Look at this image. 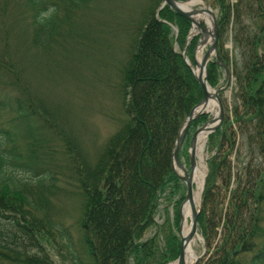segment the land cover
Segmentation results:
<instances>
[{
	"label": "trees",
	"instance_id": "1",
	"mask_svg": "<svg viewBox=\"0 0 264 264\" xmlns=\"http://www.w3.org/2000/svg\"><path fill=\"white\" fill-rule=\"evenodd\" d=\"M29 1L35 12L31 23V27H34L33 40L36 42L42 39V43L49 47L55 42V34L59 33L64 37L60 25L70 31L65 33L67 36L75 30L78 37H81L76 27V16L72 14L90 8L94 0ZM147 1H150V6L143 9L142 14L146 26L140 29L137 39L130 45L129 59L122 70L125 95L131 96L127 104L130 121L110 139L93 165L86 162L76 168V182L81 189L84 211L81 222L82 237L84 245L88 248L89 262L76 252L65 229H58L63 244L72 253L73 264H167L177 260L180 255V242L173 234L167 236L164 246L160 245L162 227L155 220V216L161 201L165 199L168 204L175 203V224L179 223V210L185 199L186 187L173 168V151L184 121L191 110L201 102L204 92L182 54L174 49L172 25L179 29L177 43L185 47L192 28L191 22L168 5L156 16V9L162 0ZM206 2L211 3L213 7L221 5L223 8V16L219 21L220 34L227 30L225 26L233 18L236 43L240 46L244 41L248 45L256 44L257 53L253 55L258 61L248 69L247 58L241 71L234 65L236 96L242 102L244 110L240 111L235 105L232 107L226 104L227 115L222 125L209 136L210 143L213 144L217 140L219 149L225 142L235 145L238 132L228 131L236 121L241 130L239 133L243 136L241 139L238 135L243 141L241 154L248 148V139H254L253 143L250 142L252 160L249 165L236 167V188L230 196L225 214L223 208L214 205L216 203L222 206L226 202L225 192L220 203L215 199L216 195L220 194L216 190L217 181L226 176L219 174L217 159L214 158L210 162L211 173L205 190V205L198 222L210 250L208 264H264V168L252 167L256 155L261 154L264 157V70L260 67L264 64V0H237L234 7L226 0ZM50 7H54L56 11L50 18L41 22V14ZM1 13L4 14V9ZM1 18L3 20L4 16ZM251 26L257 30L253 32ZM156 32L162 33L163 45H160L161 50L158 53L160 52L168 66L167 77H153L157 88L162 91L146 97L143 105L138 94V85L141 80L148 78H144L139 71L151 62L149 54L156 52L151 39ZM198 40L199 36L194 37L187 46V54L192 59ZM261 44L262 52H259ZM247 50L248 46L244 50L245 54ZM218 68L217 61L208 65L207 79L213 86L219 79ZM248 70L254 72L248 75ZM171 81L174 85H171ZM15 91L17 98L6 96L0 100V109L9 108L19 114L20 127L31 145L27 148L26 160L16 148L6 152L9 145L7 143L10 140L13 142V134L0 131V264H52L44 250L33 255L28 252L26 245L34 241L31 238L36 234L34 230H28V222L43 224L42 220H39L40 217L50 218L43 216L42 211L40 213L43 203L38 207L33 202V198L28 195L30 186L18 179L17 171L32 173L38 184L46 178L40 171L35 172L40 169L37 168L39 160L35 147L41 146L44 133L41 131L43 124L36 125L37 110L31 107L34 104L32 98L27 96L20 85ZM231 112L235 116L233 122L230 120ZM206 115L194 120L189 132L207 121ZM149 117L152 121L148 123ZM38 120L42 121L41 118ZM249 124L253 129L249 130ZM45 125L47 126V123ZM5 142L7 145L3 146ZM254 144L256 149L252 147ZM181 155L180 153V157ZM225 162L222 161L221 166ZM227 168L230 178L225 185L229 190L233 171L230 162ZM13 210L16 212L15 216L9 213ZM125 213L126 216L128 213L129 220H126ZM12 216L15 219L19 216V221H15ZM108 217L113 227L115 222L119 223V227L113 228L114 232L110 231ZM169 217H166L168 223ZM14 222H17L16 226H12ZM152 227L155 228L154 236L143 241L145 233ZM56 228L57 226L53 225V229ZM219 229L222 236L220 242H215ZM113 235L117 237L115 241H112Z\"/></svg>",
	"mask_w": 264,
	"mask_h": 264
},
{
	"label": "rangeland",
	"instance_id": "2",
	"mask_svg": "<svg viewBox=\"0 0 264 264\" xmlns=\"http://www.w3.org/2000/svg\"><path fill=\"white\" fill-rule=\"evenodd\" d=\"M226 2L234 7L237 0H226ZM162 4L163 0L156 9V16ZM208 4L214 11L219 26L220 18L224 12L223 8L221 5L213 7L211 3ZM149 6L150 1L147 0H94L90 8L72 14L76 16L78 24L76 27L81 37H78L75 30L67 36L70 31L68 32L64 25H60L59 28L64 37H61L62 35L60 36L59 33L55 34V42L47 47L46 43H42L44 40L36 41L37 43L33 40L32 28L34 30V27L33 25L31 27V23L35 12L30 1L0 0V64H2L0 65V100L6 96L16 99L15 89L20 85L27 96L32 98L34 104L31 107L35 111L37 110L36 125L42 126L43 124L41 131L44 133L41 146L35 147L37 149L36 157L39 160L37 168H40L38 171L36 169L35 172L40 171L41 174H45L46 178L38 184L32 173L17 171L18 179L23 184L30 186L28 195L33 198V202L38 207L43 203L40 207V213L42 211L43 216L47 215L50 218H39L44 225L28 222V230H34L36 234L31 233L34 234V237L31 238L34 241L26 245L28 252L33 255L44 250L52 264H73L72 253L63 244L58 229H65L71 237L76 252L89 262L88 248L84 245L82 237L81 222L84 218V211L81 203V189L76 182V168L79 164L86 162L88 165H93L103 153L110 139L124 129L130 121L131 116L127 112V104L130 102L131 96L125 95L124 89L126 87L122 70L129 59L130 45L134 39H137L140 29L146 26L142 14L143 9ZM2 9H4V14L1 13ZM1 16H4L3 20ZM225 28L227 30L223 34H220L219 28L218 58L213 56L210 61V63L217 61L219 79L215 86L209 84L215 90L224 89L219 97L225 107L226 117V104L232 107L235 105L240 111L244 108L236 96L237 80L234 74V65H237L241 71L244 69V64L248 58L249 69L257 63L258 58L253 55V53H257L255 52L256 44L252 46L244 41L240 46L236 43L233 18L229 24H226ZM251 28L253 32L257 30L253 26ZM172 31L175 51L184 53L190 41L187 38L185 47H181L176 40L179 34L178 27L172 25ZM151 39L156 52L149 54L151 62H148L147 66H143L139 71L143 77L148 78L141 80L138 85V94L143 105L146 102V97L162 91V89L157 88L153 77L164 79L167 77L168 70L160 52L158 53L161 50L160 45H163L162 33L156 32ZM247 46L248 50L245 54L244 50ZM259 46L258 51L262 52L263 44ZM196 51L197 45L192 53L193 59L187 54L191 65L195 64ZM260 67L263 71L264 64ZM253 72L248 70V75ZM171 85H174L173 81H171ZM145 106L147 107V105ZM31 112L34 113V111ZM206 116H208L207 121L199 124L195 129H191L181 150V160L189 173L192 171L190 162L191 138L199 127L213 119L211 112L207 113ZM240 116L243 119L242 113ZM40 118L43 122L38 120ZM234 119L235 116L231 112L230 120L233 122ZM147 120L148 123L152 121L150 117ZM20 123L19 114L9 108L0 109V131H8L13 134V142L10 140L7 143L9 145L6 152L16 148L26 160L27 148L30 147L31 143L27 141V136L20 127ZM248 128L251 130L253 126L249 124ZM233 130L238 132L237 140L235 137V145L232 146L225 142L219 149L217 140L212 144L207 137L203 152L197 156V163L201 162L202 156L206 166L201 208L205 205V190L211 173L210 162L215 158L218 167H220L219 174L223 173L224 177L226 176L224 179L220 177L217 181L216 188L218 189L216 190L220 194L216 195L215 199L217 203H220L221 196L224 197L225 193L227 198L224 205L219 206L215 203L214 207L223 208L224 214L227 211L230 196L233 195L232 192L236 188V167H244L251 162L250 144L254 142V139H250L251 141L248 139V148L241 154L243 141L238 135L241 139L243 136L239 133L241 130L236 121L228 132ZM250 133L253 134L252 131ZM7 144L5 142L3 146ZM252 147L256 149L257 146L254 144ZM256 158L252 167L261 166L264 168L263 155H256ZM222 161L226 162L221 166ZM229 162L233 171L231 172V184L227 190L225 183L230 178L227 175ZM24 194L26 195V193ZM177 198L178 196L175 200ZM176 208L174 202L168 204L163 199L156 213L155 220L162 227V236L159 237L161 246L166 244L167 236L170 234H173L181 242L177 233L179 223L178 225L175 224ZM9 213L15 216L16 212L13 210ZM13 216L12 218L15 219ZM128 216V213L127 216L125 213L126 220L130 219ZM168 216H170L169 223L166 222ZM19 218L18 216L15 221H19ZM107 222L111 225L110 231L115 226L119 227L117 222L114 223L113 227L109 217ZM16 225L17 222H14L12 226ZM53 225L57 228L53 229ZM199 233L202 236V242L196 248L200 257L197 264H208L210 250L201 230ZM220 233L221 229L215 237V242H220V236H222ZM154 234L155 228L152 227L145 233L143 241L151 239ZM115 237V235L112 236V241L116 240L117 237ZM171 263L177 264L176 260L167 264Z\"/></svg>",
	"mask_w": 264,
	"mask_h": 264
},
{
	"label": "bare ground",
	"instance_id": "3",
	"mask_svg": "<svg viewBox=\"0 0 264 264\" xmlns=\"http://www.w3.org/2000/svg\"><path fill=\"white\" fill-rule=\"evenodd\" d=\"M176 6L191 13H194L195 11L198 12V14L193 15L194 23L191 34L194 36L195 34L202 32L203 40L197 49V67H195V72L198 76L201 75L205 79L206 74L201 70V64L207 49L213 43V34L215 32L213 17L207 11L206 4L202 0H189L186 2L179 1L176 3ZM199 24L204 25L205 31L200 30L198 26ZM208 92L211 94L209 100L202 107L198 108L196 113L201 110H204L208 113L211 112L213 114V121L209 123L208 126H206V128H204V130H202L197 137V141L195 143L197 156H200L203 152L209 131L216 125V120L219 117L218 101L214 95L215 90H213L208 85ZM177 170L180 174H183L182 170L178 166ZM191 174L194 183V202L196 207L199 209L201 207L202 192L206 177V166L203 162L202 156L201 162L196 164ZM180 209V222L177 233L184 244L185 264H197V261L200 257L196 248L202 242V236L199 232H197L195 236L190 239L193 232L194 223L189 202H184Z\"/></svg>",
	"mask_w": 264,
	"mask_h": 264
},
{
	"label": "water",
	"instance_id": "4",
	"mask_svg": "<svg viewBox=\"0 0 264 264\" xmlns=\"http://www.w3.org/2000/svg\"><path fill=\"white\" fill-rule=\"evenodd\" d=\"M205 4L206 2L204 0H202ZM179 1L177 0H164V5H169L170 8H172L175 12H177L180 16H182L183 18L189 20L192 25L194 23V19H193V15H196L198 14L197 11H195L194 13H191V12H188V11H185V10H182L180 8H178L176 6V3H178ZM206 7H207V11L211 14V16L213 17V21H214V25H215V32L213 34V43L211 44V46L209 47V49L207 50L203 60H202V64H201V70L206 74V71H207V66H208V63L210 62V60L212 59L213 56H217V51H218V38H219V29H218V23H217V20H216V16L214 14V11L206 4ZM200 30L202 31H205V28H204V25L203 24H199L198 25ZM202 35V32L200 33ZM202 37L200 38V41L198 43V46L202 43ZM183 56L185 57V60H186V63L191 66L190 64V61H188L189 59L187 58V55H186V52L183 53ZM195 62L197 63L196 61V58H195ZM192 70L194 71V73L196 74L195 72V69L192 68ZM207 75V74H206ZM196 77L199 81V83L201 84L203 90H204V97H203V100L201 101V103L196 106L190 113L189 117L187 118L186 122L184 123L181 131H180V134L177 138V141H176V147H175V150L173 152V165H174V170L177 172V166L182 170L183 174H180L178 173V175L184 180V182L186 183V186H187V196H186V200L185 202H189L190 204V207H191V210H192V215H193V223H194V228H193V232H192V235L190 237L193 238L195 236V234L198 232V217H199V214H200V211L197 209L196 205H195V202H194V183H193V180H192V174H188V171L187 169L185 168L184 164L182 163L181 159H180V151H181V148H182V145H183V142L185 140V137L188 133V130L192 124V122L196 119V118H199L202 114L206 113V111L204 110H201L199 111L198 113H196L197 109L202 107L204 104L207 103V101L209 100L210 98V93L208 92V82H207V78H203L201 75H197L196 74ZM207 77V76H206ZM219 91L220 90H217L214 92V95L216 97V99L218 100L219 102V108H220V112H219V117L218 119L216 120V126H214L213 128L210 129L209 133H212L214 132L217 127L222 123L223 119H224V107L220 101V97H219ZM213 121V119L208 122L205 126L199 128L193 135L192 137V140H191V151H190V154H191V170L193 171V169L195 168L196 164H197V154H196V146H195V143L197 141V137L199 135V133L204 130V128H206V126H208L209 123H211ZM191 171V173H192ZM178 264H185V257H184V244L182 242V239H181V252H180V256H179V259H178Z\"/></svg>",
	"mask_w": 264,
	"mask_h": 264
},
{
	"label": "clouds",
	"instance_id": "5",
	"mask_svg": "<svg viewBox=\"0 0 264 264\" xmlns=\"http://www.w3.org/2000/svg\"><path fill=\"white\" fill-rule=\"evenodd\" d=\"M55 11L56 10L54 7H50L46 12L42 13L41 14V22H43V20L46 18H50Z\"/></svg>",
	"mask_w": 264,
	"mask_h": 264
}]
</instances>
